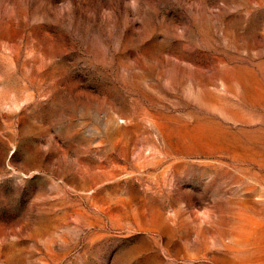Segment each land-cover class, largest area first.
Segmentation results:
<instances>
[{"label":"rangeland","instance_id":"rangeland-1","mask_svg":"<svg viewBox=\"0 0 264 264\" xmlns=\"http://www.w3.org/2000/svg\"><path fill=\"white\" fill-rule=\"evenodd\" d=\"M0 264H264V0H0Z\"/></svg>","mask_w":264,"mask_h":264}]
</instances>
